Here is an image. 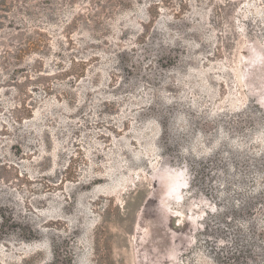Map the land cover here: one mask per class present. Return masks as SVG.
I'll list each match as a JSON object with an SVG mask.
<instances>
[{
  "label": "rangeland",
  "instance_id": "1",
  "mask_svg": "<svg viewBox=\"0 0 264 264\" xmlns=\"http://www.w3.org/2000/svg\"><path fill=\"white\" fill-rule=\"evenodd\" d=\"M9 7L0 264H264V0Z\"/></svg>",
  "mask_w": 264,
  "mask_h": 264
},
{
  "label": "flooded vegetation",
  "instance_id": "2",
  "mask_svg": "<svg viewBox=\"0 0 264 264\" xmlns=\"http://www.w3.org/2000/svg\"><path fill=\"white\" fill-rule=\"evenodd\" d=\"M63 227V226H62ZM93 228H96L93 227ZM59 230L56 231L53 228L50 229V236H52V239H50V244H61L63 246V250L61 253H63L64 256L68 254L69 251H71L72 245L74 244H81V238L79 239L80 235V228L77 226L72 227V230H70L68 233L65 232L64 228H58ZM118 240L115 242L112 240V237H110L108 234H106V237L102 238L101 244H116L119 243L123 237L121 231L118 233ZM95 244H99L96 241H94Z\"/></svg>",
  "mask_w": 264,
  "mask_h": 264
},
{
  "label": "trees",
  "instance_id": "3",
  "mask_svg": "<svg viewBox=\"0 0 264 264\" xmlns=\"http://www.w3.org/2000/svg\"><path fill=\"white\" fill-rule=\"evenodd\" d=\"M9 2H10V0H0V11L9 12L10 11ZM42 42L43 41L39 36L36 37L34 35H28V36H25L24 38H22V40H20V42H18V44L15 46V50H13L12 52H10V50H8V48H7L8 44L4 42L3 47H6V48L3 50V53H4L3 59L6 56L10 55L11 59L16 60V62H14V63H15V65H17V61L21 60L22 57L24 56V54L30 52L31 50L39 49L40 44ZM0 69L2 71H4V70L6 71L7 70L6 64H0ZM25 110H26V108H24L23 111H25Z\"/></svg>",
  "mask_w": 264,
  "mask_h": 264
}]
</instances>
